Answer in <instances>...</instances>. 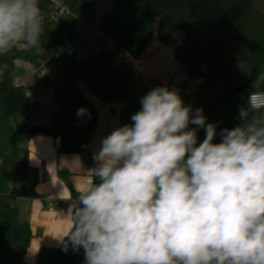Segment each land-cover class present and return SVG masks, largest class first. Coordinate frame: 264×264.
Masks as SVG:
<instances>
[{
    "label": "clouds",
    "instance_id": "9594fccd",
    "mask_svg": "<svg viewBox=\"0 0 264 264\" xmlns=\"http://www.w3.org/2000/svg\"><path fill=\"white\" fill-rule=\"evenodd\" d=\"M43 19L39 0H0V54L42 55ZM140 104L94 153L92 181L64 217L65 250L83 248L84 264H264V90L249 93L242 123L219 143L203 109L193 114L174 88Z\"/></svg>",
    "mask_w": 264,
    "mask_h": 264
},
{
    "label": "trees",
    "instance_id": "16d2710c",
    "mask_svg": "<svg viewBox=\"0 0 264 264\" xmlns=\"http://www.w3.org/2000/svg\"><path fill=\"white\" fill-rule=\"evenodd\" d=\"M63 2L75 15L97 20L94 1ZM262 4L264 0H113L112 9L100 18L99 25L134 61L151 44L155 33L167 44L175 31H182L184 38L175 49V58L187 72L189 82L199 81L196 92L211 94L202 106H197L196 97L192 109L202 108L206 123L211 115L225 116V128L231 129L242 123L239 110L246 106L249 93L264 90V81L258 82L255 89L251 87L264 74ZM39 6L48 10L50 3L39 0ZM75 26L72 16L59 28L45 21L42 55L25 47L0 54V264H27L24 257L33 233L28 223L20 222L17 201L39 197V178L31 176L26 144L33 137L27 133L29 122L43 112V106L37 93L28 95L23 86L14 84L16 61L36 65L50 59L66 40L78 38ZM133 66L122 63L116 53L88 54L81 59L63 54L53 79L36 78L37 89L43 94L50 92L55 105L46 128L58 154L79 155L87 165L94 162L91 140L97 127V111L80 90L79 82H84L102 102L123 103L120 122L122 126L133 123L131 116L141 110L134 94L137 81ZM239 87L243 91L233 97L231 105L222 102L228 91ZM173 88L183 102L189 98L186 83ZM211 105L215 107L208 110ZM81 108L86 112L78 116ZM196 127L189 125L190 129ZM58 174L66 181L72 198L77 199L73 174L67 169ZM84 260L83 248L75 250L67 244L65 250L63 243L36 264H84Z\"/></svg>",
    "mask_w": 264,
    "mask_h": 264
},
{
    "label": "crops",
    "instance_id": "0c3cea01",
    "mask_svg": "<svg viewBox=\"0 0 264 264\" xmlns=\"http://www.w3.org/2000/svg\"><path fill=\"white\" fill-rule=\"evenodd\" d=\"M112 7L113 0L107 3L102 16L110 11ZM183 38V32L177 30L171 40L167 44H163L158 39L157 33H155L151 44L132 67L137 81L134 94L140 106V100L148 87L154 89L159 86H167L172 89L178 84L186 83L189 97L195 96L199 81L189 82L187 72L175 58V49L182 43ZM35 77L34 71L30 72L21 68L19 75L14 78V84L23 86L28 95H33L34 92H38ZM78 86L97 111V127L91 140V150L92 155H94L101 146V140L115 128L122 126L120 113L124 108V104L102 102L89 90L84 82H79ZM49 95L44 94V98ZM47 102L49 107L46 109L42 105L43 113L29 122L30 127H46L48 125L50 112L55 108V105L52 100ZM225 122V116L217 118L215 115H211L207 120V123L216 125L215 143L221 142L220 132L225 129ZM205 137L204 128L197 132V142L203 141ZM26 146L29 150V165L33 169L31 176L37 175L39 178V184L37 185L39 197L19 199L17 206L20 222L28 223L33 233L24 261L27 264H36L62 247L63 242L60 238L71 228L70 223L64 217L77 202V199L72 198L66 181L59 176L58 171L67 169L73 174L72 184L78 193L92 181V176L87 175V172L95 167V162L92 165H87L79 155L58 154L54 148L53 137L49 133L33 136ZM52 202H56L58 205L51 206L50 203Z\"/></svg>",
    "mask_w": 264,
    "mask_h": 264
},
{
    "label": "built area",
    "instance_id": "2783aa9c",
    "mask_svg": "<svg viewBox=\"0 0 264 264\" xmlns=\"http://www.w3.org/2000/svg\"><path fill=\"white\" fill-rule=\"evenodd\" d=\"M94 1V0H89ZM50 7L48 10H41L43 15V25L45 21H49L53 24L55 28H59L63 21L68 17H73L76 20L75 29L79 33L76 40L70 41L66 40L63 45L58 49V53L45 61H39L34 67V73L36 78H49L53 79L55 75V69L60 56L67 54L69 56H75L77 59H81L88 54H101V53H116L121 59L122 63L127 66L135 65L134 61L129 54L117 43L110 39L104 32L100 29L99 22L97 20H91L86 18H81L75 15L69 7L63 2V0H48ZM19 48H24L18 46ZM16 66L19 65L17 64ZM152 87H148L145 91L146 95ZM34 92L33 95H35ZM46 101H51V95L45 97ZM196 101L195 96H190L185 102V106L193 107ZM51 206H57L55 202L50 203Z\"/></svg>",
    "mask_w": 264,
    "mask_h": 264
},
{
    "label": "rangeland",
    "instance_id": "374dc122",
    "mask_svg": "<svg viewBox=\"0 0 264 264\" xmlns=\"http://www.w3.org/2000/svg\"><path fill=\"white\" fill-rule=\"evenodd\" d=\"M94 2H95V5H96V8H97V23H98L100 21V18L102 16L103 12H104V9L107 7V3L108 2H112V0H105V1H103V0H94ZM262 5H264V4H262ZM17 64H19V65H17V70L15 72V76L19 75V73H20L19 70L21 68L29 70L30 72L34 71V67L31 64L27 63V62L19 61V62H17ZM37 91H38L37 92L38 100L47 109L49 107V105H47L48 102L45 100L44 94L49 95L50 92H45L43 94L42 91L40 90V88H38ZM195 96H197V98H198L197 106L205 105L206 102L209 101L210 98H211V95L209 93L198 94L196 91H195ZM195 108H193V109L195 110ZM215 117L219 118L220 116L219 115H215ZM199 131H197V132H199Z\"/></svg>",
    "mask_w": 264,
    "mask_h": 264
},
{
    "label": "water",
    "instance_id": "95a60500",
    "mask_svg": "<svg viewBox=\"0 0 264 264\" xmlns=\"http://www.w3.org/2000/svg\"><path fill=\"white\" fill-rule=\"evenodd\" d=\"M243 91V87H239L233 90H230L227 92V94L222 98V102L227 104V105H231L233 97L236 94H239ZM215 106L211 105L208 110H212ZM48 129L46 127H29L27 130V133L29 135L35 136L38 134H42V133H48Z\"/></svg>",
    "mask_w": 264,
    "mask_h": 264
}]
</instances>
